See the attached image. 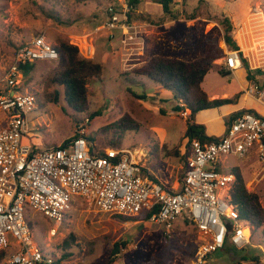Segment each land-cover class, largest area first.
I'll return each instance as SVG.
<instances>
[{"label":"rangeland","instance_id":"rangeland-1","mask_svg":"<svg viewBox=\"0 0 264 264\" xmlns=\"http://www.w3.org/2000/svg\"><path fill=\"white\" fill-rule=\"evenodd\" d=\"M143 1L146 2L142 8L151 12L154 18L162 15L157 3ZM122 2L0 0V73L11 64L15 49L39 34H44L46 40L55 46L60 42L74 44L83 57L103 65L101 75L86 80L88 109L76 112L64 101L62 87L51 82L55 62L37 61L34 69L25 76V86L36 95V108L26 115L29 132L23 135L21 146L36 149L54 147L83 133L91 138L89 145L96 152H103L107 148L131 150L141 160L149 177L176 189L183 177L184 163L171 151L184 134L188 114L183 115L178 100H163L162 104L156 93L158 85L144 76L131 73V69L137 65L124 62L125 50L117 42L122 37L120 30H113L114 38L108 39L107 31L102 27L107 21V6L120 5ZM173 3L178 14L184 11L193 14L197 20L194 29H191V33L195 32L196 50L182 59H193L200 55L208 40L215 41L224 54L228 47L223 39L220 22L227 17L233 25L231 34L240 49L236 38L239 31L245 32L243 36L250 47L255 44V50L251 51L252 58L246 56L249 67H253L250 69L264 66V35L258 32L253 22V17L259 14L257 11L262 10L264 15V0H173ZM139 10L134 7L130 11L131 21L137 22L139 16L144 14ZM144 23H137L140 30H146L144 35H159L157 27L145 24L144 28ZM173 27L172 30L167 29L173 38L183 31L185 33L183 23L176 22ZM260 28L264 30V23L260 24ZM174 42L177 46V40ZM155 45L162 49L158 43ZM168 47L172 48L167 46L163 47L167 51L160 50L162 55L175 57L176 52L170 51ZM152 55L157 54L151 51L146 56L144 53L142 60L134 62L143 61L144 56L147 60ZM223 57L215 60L216 68H223ZM216 68L210 74L216 72ZM209 76V73L205 76L204 87L207 91L213 90L218 96L232 92L238 85L232 76L222 78L216 74L208 79ZM255 83L264 90V73L255 75V80L250 84ZM244 98L253 97L245 95ZM95 110H100L101 115L90 119L88 115ZM3 116L0 111V125L4 123ZM125 118L131 120L127 122ZM220 161L223 171L239 168L245 187L258 195L264 210V164L256 152L253 150L245 158L229 154L222 156ZM144 214L142 212L133 216L136 220L122 221L115 214H103L92 205L78 200L59 224H53L52 220L39 212L32 213V237L45 255L52 253L55 260L60 259L59 264H106L114 244L118 243L121 245L111 264H192L201 239L195 227L184 223V216L180 215L170 236H167L163 225L146 219ZM49 227H54L58 235L48 240ZM262 232V227L253 232L251 245L247 248V261H241L235 251H229L231 246L226 244L210 255L206 264H264ZM0 264H3V260Z\"/></svg>","mask_w":264,"mask_h":264},{"label":"built area","instance_id":"built-area-1","mask_svg":"<svg viewBox=\"0 0 264 264\" xmlns=\"http://www.w3.org/2000/svg\"><path fill=\"white\" fill-rule=\"evenodd\" d=\"M133 8L127 0L120 5L109 4L107 21L102 26L109 40L114 38L113 30L121 31L127 65L141 60L144 51L143 31L129 18ZM57 59L55 45L39 34L19 45L11 64L0 73V111L4 115L0 125L3 264H55L52 253L45 255L33 240L26 216L39 212L59 224L78 200L103 214L129 217L157 206L149 220L163 225L167 236L183 215L201 238L192 264H206L207 258L226 244L234 250L251 245V227L238 218L236 207L230 202L235 175L222 170L220 158L229 154L245 158L254 150L264 164V117L242 111L221 136L209 142L191 140L183 177L176 189L149 177L131 150L107 148L96 152L83 133L65 145L44 149L21 146L23 135L29 132L26 115L36 108V95L25 86L21 66ZM222 66L230 71L240 68L239 51L226 48ZM254 69L264 72V66ZM244 92L264 101V90L257 84H250ZM57 235L54 227L47 229L48 240Z\"/></svg>","mask_w":264,"mask_h":264},{"label":"trees","instance_id":"trees-1","mask_svg":"<svg viewBox=\"0 0 264 264\" xmlns=\"http://www.w3.org/2000/svg\"><path fill=\"white\" fill-rule=\"evenodd\" d=\"M140 1L142 0H129V4L137 8ZM152 2L161 6L162 15L154 20L155 18L149 19V16L142 14L139 18L143 21L147 20L148 22L150 21L149 23L151 24L159 25L166 20H174L184 16L183 14L180 15L176 12L173 7V0H152ZM184 18L194 19L195 16L193 14H188ZM220 25L223 28V39L227 47L231 50L239 51L246 79L249 82L255 80L256 74L264 72L259 69H250L248 59L243 55L231 34L233 25L229 18H223ZM55 48L58 52V59L54 61L55 70L51 76V82L57 87H62L64 101L71 109L76 112H84L89 107L86 80L87 78L101 75L103 73V65L92 59L83 57L79 53L78 47L74 44L60 42ZM223 55L222 48L215 41L208 40L203 52L200 55L194 56L193 59H179L157 54L150 56L141 66L131 69L132 74L136 76H144L157 84L161 89L169 90L172 93L173 99L179 100L182 103L181 110L187 112V126L184 134L176 147L171 151V154L179 157L183 163L187 156L191 140L199 139L201 142H209L212 139H215V137L205 134L204 126L196 122V115L204 109L219 107L223 104L234 101V99L229 98H216L210 100L206 91L202 87L205 75L210 70L216 68L214 61L221 58ZM35 64L36 62H28L21 66L25 76L34 69ZM215 70L221 77L231 74L230 70H224L220 66ZM57 92L58 91L56 90V93ZM56 99L57 98L55 97V101H57ZM243 111H250L259 117H262L258 113L253 112V110ZM239 113L240 112H237L234 115L236 116ZM99 115H101V111L95 110L92 111L88 117L93 119L95 116ZM125 119L127 122L131 120L130 118ZM75 137H77V135L72 138ZM86 138L88 141L91 140V138ZM70 139L66 140L63 144H67ZM230 172L235 175V180L230 188V202L236 207L238 218L251 227V235L256 229L262 227V236L264 238V210L260 205L258 195L247 190L245 187V181L238 167H235L232 171L230 170ZM153 180L155 179L153 178ZM157 210L158 207L156 206L147 211L144 214L145 218L149 219V217ZM116 216L122 221L136 220L134 217L123 215ZM26 220L32 229L33 224L31 225L30 220L32 219L30 218V213L26 216ZM184 223L189 224L186 219L184 220ZM195 229L197 230L196 227ZM120 245L121 244L119 243L114 244L106 264H111L114 261V256L119 251ZM229 251L234 252V249L231 247L229 248ZM3 257L4 254L1 253L0 261L3 260ZM240 259L241 261H247L248 257L244 255L241 256ZM59 261L60 259H57L55 264H59Z\"/></svg>","mask_w":264,"mask_h":264},{"label":"crops","instance_id":"crops-1","mask_svg":"<svg viewBox=\"0 0 264 264\" xmlns=\"http://www.w3.org/2000/svg\"><path fill=\"white\" fill-rule=\"evenodd\" d=\"M141 2H139V4L137 5V9L139 8L140 12H142V13L144 12L143 15L149 16V19H154L151 12H147L145 9L142 8V7H144L143 3L146 1H143L142 3ZM156 5L158 7H161L159 4H156ZM175 10H177V9H175ZM182 14L184 15L182 18L180 17V18L174 19V20H166L164 23L159 24V25L151 24V23H149L150 21L149 22L147 20L143 21L140 18L136 20L137 21L136 23L148 22V23H144L142 25L143 27L145 26V24H148L149 26L157 27V29L160 31L159 35L154 36V37L150 36V35H152L151 33H149L148 36L146 34H145L146 35L145 36L142 33V39L144 40V42L146 44V50L144 49L143 55L145 53V55L148 56V55H150L151 51H154L156 54L160 53V55H162L160 50H162L163 47H167V46L172 47V48L168 47V49L170 51L176 52V55H174V56L176 58H179V59H182V57L186 58L191 53L195 52L196 41H194V36H193L195 34V32L191 33V29L192 28L194 29V25L196 23L195 21H197V20L184 18L186 15H188V13H185L184 11L182 12ZM154 20H156V18ZM176 22H181L184 24L185 33H184V31L181 34L178 33L179 35H176V37L173 38V36H171V34H169L170 32H168L167 29L169 28L172 30V28H174L173 26L176 25ZM164 27H166V29L163 30L162 28H164ZM144 28H146V27H144ZM143 32L146 33V30ZM120 39L117 42L121 43ZM175 40H177V42H178L177 46H175V44H176L174 42ZM155 43H158L159 46H162V49H160L158 46H156ZM164 50L165 49H163V52H164ZM138 51H139V53H142L141 50H138ZM165 51H167V50H165ZM243 54L245 56L244 52H243ZM136 57H138V56H136ZM136 57H131V59L133 60ZM187 59H189V58H187ZM145 61H146V57L144 56L143 61L135 63L133 65H137V67H138V66H141ZM208 73L210 75L208 79L213 78L216 76V74H218L217 71L213 72V74H210L211 70ZM227 76H232L238 85H237V87L233 88L232 92L223 93L220 96H218L213 90H211L212 92H210V91H207L205 89V87H204L205 80H206L205 77H204V81L202 83V87L206 91L210 100L216 99V98L234 99V101L227 103V104H223L219 107L204 109L196 115V122L199 124H202L204 126L205 134L208 136H213L215 138L221 136L225 132L230 121L235 117L234 114H236L237 112H241L243 110H251V111L253 110V112H255V113H261L264 115V111L262 110V107H264V101H259V100L253 99V98H246V99L244 98L246 94L245 93L243 94V91L250 85V82L245 77L244 69L242 67H240L234 71H231V74L227 75ZM156 89H157L156 90L157 92L156 91L155 92L157 93L158 97H160L159 101L161 103L163 100L168 101V99L176 101L175 99H173L172 93L169 90L161 89L159 86ZM236 93H237V96H234V95H236ZM247 99L253 100V102L248 101ZM178 104H182V103L178 100ZM206 111H211V112L208 113ZM203 113H208V114L205 115ZM230 170L231 169H226V171H228V172Z\"/></svg>","mask_w":264,"mask_h":264},{"label":"bare ground","instance_id":"bare-ground-1","mask_svg":"<svg viewBox=\"0 0 264 264\" xmlns=\"http://www.w3.org/2000/svg\"><path fill=\"white\" fill-rule=\"evenodd\" d=\"M257 13L259 14H256L254 17H253V22H254V27L255 28H258V32L261 33V35H264V30L260 28V24L261 23H264V15L262 13V10H259L257 11ZM255 30V29H254ZM263 30V31H262ZM244 31H239L236 35V38L239 42V45L241 47V50H243L245 52V55L246 56H250L251 57V54L252 52L255 50V44H252V47L249 46L246 38L243 36L244 35ZM254 33V32H253ZM257 34V33H256ZM255 35V34H254ZM256 37V36H255ZM264 40V38H263ZM261 43V42H260ZM254 49V50H253ZM253 50V51H252ZM252 51V52H251ZM252 58V57H251ZM254 61V60H253ZM257 61V60H255ZM252 63V61H251Z\"/></svg>","mask_w":264,"mask_h":264},{"label":"water","instance_id":"water-1","mask_svg":"<svg viewBox=\"0 0 264 264\" xmlns=\"http://www.w3.org/2000/svg\"><path fill=\"white\" fill-rule=\"evenodd\" d=\"M236 255L241 257V256H244L246 255L247 253V248H243V249H239V250H234Z\"/></svg>","mask_w":264,"mask_h":264}]
</instances>
